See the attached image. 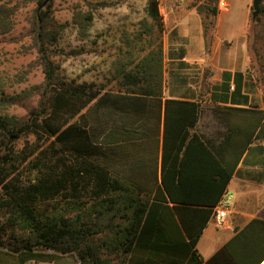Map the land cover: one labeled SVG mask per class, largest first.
I'll use <instances>...</instances> for the list:
<instances>
[{"label": "trees", "instance_id": "1", "mask_svg": "<svg viewBox=\"0 0 264 264\" xmlns=\"http://www.w3.org/2000/svg\"><path fill=\"white\" fill-rule=\"evenodd\" d=\"M24 1L38 5L34 39L47 90L27 117L0 113V264L52 262L65 255H73L78 264H264L263 219L244 229V252L228 243L204 262L196 244L214 209L184 206L205 199L182 191L180 170L164 169L167 195L161 186L152 195L97 160L105 118L102 103L107 106L103 96L98 97L104 87L60 79L58 65L49 55V46L60 34L51 5H43L45 0ZM219 1L192 0V6L214 17ZM160 3L147 0L150 21H141L143 31L135 35L140 41L146 38L147 47H141L146 53L133 60L132 51H126L128 60L115 76L121 77L118 90L132 97L162 93ZM263 12L261 4L258 16ZM13 14L14 7L0 4V29L13 27ZM83 20L90 24L93 15L85 14ZM129 64L134 67L124 69ZM31 135L36 142L20 147ZM231 174L217 162L212 206L225 192ZM167 196L173 206L163 203ZM255 223L260 226L253 227ZM251 229L255 233H249Z\"/></svg>", "mask_w": 264, "mask_h": 264}, {"label": "crops", "instance_id": "2", "mask_svg": "<svg viewBox=\"0 0 264 264\" xmlns=\"http://www.w3.org/2000/svg\"><path fill=\"white\" fill-rule=\"evenodd\" d=\"M223 1L217 15L207 18L192 0H161V95L132 97L104 87L98 97L107 106L102 103L97 160L115 175L152 195L161 186L167 195L162 173L176 169L182 172V191L205 199L184 206L215 211L228 199L224 224L213 213L197 241L204 262L228 243L244 252V229L264 220V34L257 62L253 0ZM218 161L232 176L212 206ZM163 203L174 205L169 198Z\"/></svg>", "mask_w": 264, "mask_h": 264}, {"label": "rangeland", "instance_id": "3", "mask_svg": "<svg viewBox=\"0 0 264 264\" xmlns=\"http://www.w3.org/2000/svg\"><path fill=\"white\" fill-rule=\"evenodd\" d=\"M241 1L235 0V3L239 5ZM0 4L15 9L11 20L13 27L8 31L0 29V113L23 118L38 106L47 90L34 39L38 5L24 0H0ZM48 4L51 5L55 27L60 30L58 42L49 46V55L58 65L60 79L68 83H93V88L97 89H118L121 77L115 76L128 60L126 51H132L133 60L147 51L141 49L147 47L146 38L140 41L135 37L143 31L141 21H150L146 12L147 0H49ZM220 5L224 7L223 0L219 1ZM235 8L239 10V7ZM89 13L93 20L85 24L83 15ZM256 16L259 23L252 29L257 37L253 48L258 62L262 55L258 38L264 34V12ZM133 67L134 64H129L124 69ZM88 112L91 113L92 109ZM35 142L31 135L19 146ZM44 146L46 144L42 148ZM28 264L78 263L73 255H65L52 262Z\"/></svg>", "mask_w": 264, "mask_h": 264}, {"label": "built area", "instance_id": "4", "mask_svg": "<svg viewBox=\"0 0 264 264\" xmlns=\"http://www.w3.org/2000/svg\"><path fill=\"white\" fill-rule=\"evenodd\" d=\"M228 198L230 199L231 197L229 196ZM227 203H228V199L223 198L221 205H219L214 211V217L216 219L217 224H224L227 218V214H228Z\"/></svg>", "mask_w": 264, "mask_h": 264}, {"label": "water", "instance_id": "5", "mask_svg": "<svg viewBox=\"0 0 264 264\" xmlns=\"http://www.w3.org/2000/svg\"><path fill=\"white\" fill-rule=\"evenodd\" d=\"M48 1L49 0H45L43 5H46ZM263 3H264V0H253V2H252V6L254 9V11L252 12L253 19H255L257 17L256 16V15H258L257 10L259 9L261 4H263Z\"/></svg>", "mask_w": 264, "mask_h": 264}]
</instances>
